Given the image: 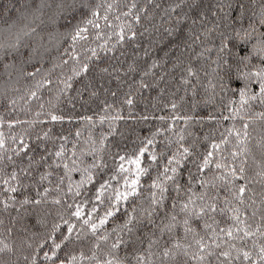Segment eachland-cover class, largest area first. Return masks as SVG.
<instances>
[{
    "label": "snow or ice",
    "instance_id": "obj_1",
    "mask_svg": "<svg viewBox=\"0 0 264 264\" xmlns=\"http://www.w3.org/2000/svg\"><path fill=\"white\" fill-rule=\"evenodd\" d=\"M0 21V96L38 109L0 116V264H264V0H16ZM77 80L99 114L36 133L37 158L29 129L65 122Z\"/></svg>",
    "mask_w": 264,
    "mask_h": 264
},
{
    "label": "trees",
    "instance_id": "obj_2",
    "mask_svg": "<svg viewBox=\"0 0 264 264\" xmlns=\"http://www.w3.org/2000/svg\"><path fill=\"white\" fill-rule=\"evenodd\" d=\"M16 0H0V13H2L4 11V9L6 8H11L12 3H15ZM17 7H19V4H17ZM16 13L14 11L9 12L8 16L9 17H15ZM3 22L0 21V24H2ZM63 21L61 22V31H63ZM144 43H146V41H144ZM65 45H61V48H63ZM127 53H128V58H131L133 56V54L135 52H137V49H135L133 47L132 44H129L127 46ZM57 55L56 49L55 47H53L52 52L50 53L49 56L45 57V66L46 67H51V58H54ZM158 55L163 56V51L159 52ZM30 70V69H29ZM2 68H0V72H2ZM65 72H67V67L64 69ZM57 73H60V69H56ZM8 80V77L5 75H0V88H2V83H6V81ZM21 83H24L23 81ZM114 86V85H113ZM81 88V81L77 80L74 82L73 84V88L71 90L68 91V93L63 96L61 98V103L59 104V107L56 109L57 112H59L60 114L64 115L66 117V120L63 124H55V125H51V124H40L37 125L34 128L29 129V133L31 136V141H32V147L33 149H35V151L33 152V154L39 158V155L42 151L41 148H37L36 145L37 144H43L44 142L42 141H36V133H41L43 130H46L48 127H52L53 128V132L54 134H60V133H64V134H68L69 132H74L78 127H81V118L84 116H93L94 118L97 117V115L99 114V110H100V105L98 101L92 100V101H88V103H85V100H87V96H79L77 94V89ZM9 95H11V93L9 92ZM44 95V99L47 100L49 98V93L47 92V90L44 91L43 93ZM22 103V102H21ZM8 101L7 98L4 96H0V116H3V118L7 121L10 119H15V118H20V119H31L32 115H34L35 111L38 110L37 106H36V102H33L32 105V115H26L23 112H16V113H10V110L7 107ZM212 111V106L209 105L207 107H205L204 105H201L200 108H198L196 110V118L197 119H201L207 118L208 113ZM68 117H71V122H69V120L67 119ZM225 125L230 126L231 125V121H225L223 122ZM27 125H17V127L13 130L14 132H21L24 128H26ZM106 127V126H105ZM215 125L211 124V123H207L203 126V128L201 129V126L199 124L196 125L194 131L202 134V133H206V132H210L212 130H214ZM101 128H97L95 130V135H99V132L101 131ZM5 132H7V127L5 126L4 129ZM85 131V136L87 135V129H84ZM218 136V133H217ZM69 140L73 141L74 137L73 136H69ZM48 143V147H52V143L49 141ZM113 143L114 144H126L127 145V150L131 151L133 149V144L130 142V140L125 139L123 141H120L119 139L113 138ZM69 147H71V143H69L68 145ZM115 147H113V151H115ZM90 159V157L88 158ZM19 162V160H18ZM24 163H27V161L25 160ZM109 163L111 164V161H109ZM189 168H192L193 171H195V169L192 167V165H188ZM154 175V173H153ZM185 175H187V173L185 172ZM78 178V174H74V179ZM149 178L148 177H144L142 178V181L145 183V187H147V182H148ZM34 194V193H32ZM13 215H15V213H13ZM53 219H55V213H53L52 216H50L48 218V227L50 228L51 223L53 221ZM5 222L7 223V218H5ZM22 223L26 224L32 231H38V232H44L46 229L37 224L36 223V216L33 214L30 217H27L24 221H22ZM20 225H17V228H19Z\"/></svg>",
    "mask_w": 264,
    "mask_h": 264
},
{
    "label": "rangeland",
    "instance_id": "obj_3",
    "mask_svg": "<svg viewBox=\"0 0 264 264\" xmlns=\"http://www.w3.org/2000/svg\"><path fill=\"white\" fill-rule=\"evenodd\" d=\"M23 84V83H22ZM2 88L6 87V83H2Z\"/></svg>",
    "mask_w": 264,
    "mask_h": 264
}]
</instances>
